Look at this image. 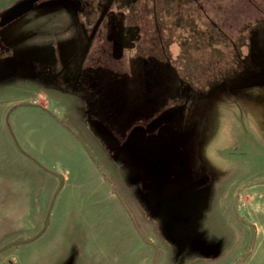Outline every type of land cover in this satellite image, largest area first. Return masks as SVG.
I'll use <instances>...</instances> for the list:
<instances>
[{
  "label": "rangeland",
  "instance_id": "obj_1",
  "mask_svg": "<svg viewBox=\"0 0 264 264\" xmlns=\"http://www.w3.org/2000/svg\"><path fill=\"white\" fill-rule=\"evenodd\" d=\"M20 1L0 0V20ZM97 2L87 15L80 1L44 0L0 29V118L13 103L34 101L66 123L103 168L104 181L157 241V264H264V26L247 40L250 28L264 22V0ZM221 78L235 82L205 90ZM153 80L159 89L140 88ZM171 84L178 86L174 95L189 90L201 95L188 119L180 102L162 105ZM147 93L163 97L151 103L154 112L175 109L170 113L175 119L181 121L184 113L183 121L195 123L191 166L206 193L194 231L177 218L180 208L175 219L155 213L108 139L107 106H114L122 122L120 101ZM18 120L39 126V149L46 137H54L44 159L72 169L71 199L101 183L74 139L42 125L40 115L23 113ZM31 129L23 131L28 135ZM11 167L4 178L24 175L21 167ZM24 220L1 218L8 239L0 244V264H67V246L7 247L33 234L37 223Z\"/></svg>",
  "mask_w": 264,
  "mask_h": 264
},
{
  "label": "crops",
  "instance_id": "obj_2",
  "mask_svg": "<svg viewBox=\"0 0 264 264\" xmlns=\"http://www.w3.org/2000/svg\"><path fill=\"white\" fill-rule=\"evenodd\" d=\"M17 104L8 107L6 118H0V228L4 230L0 244L7 243V228L1 224V218L8 216L21 223L27 222L24 219L37 223L31 236L21 237L14 243L47 251L55 246H67V264H157L161 253L159 247V254H155L157 241L142 230L134 212L116 194L115 187L104 181L103 168L92 160L82 139L53 111L34 101L22 105L24 107ZM23 113L42 116V125L56 128L76 141L75 147L87 167L96 172L101 181L85 190L90 194H84L80 199L70 198L72 169L62 164H46L44 154L48 155L50 140L54 137H46L43 148L39 149V126L34 122H18ZM30 126L32 129L27 135L23 129ZM11 165L21 167L24 175L4 178V174L13 173ZM5 179L14 185L6 184ZM97 192L103 194L95 195ZM143 196L157 215L165 217L160 206L153 205L146 194ZM198 220L197 217L182 223L194 231Z\"/></svg>",
  "mask_w": 264,
  "mask_h": 264
},
{
  "label": "trees",
  "instance_id": "obj_3",
  "mask_svg": "<svg viewBox=\"0 0 264 264\" xmlns=\"http://www.w3.org/2000/svg\"><path fill=\"white\" fill-rule=\"evenodd\" d=\"M77 1H80L83 12L87 15L88 10L96 9L98 3V0ZM90 16L87 20L88 23L92 21ZM263 26L264 22L253 25L250 28L247 40L252 41L258 29ZM252 54L255 53L252 52ZM244 65H242L243 68ZM227 81L235 82L234 80H223L221 78L217 84L206 86L205 90H212L219 83L218 88H220ZM183 84L186 87L188 86V84ZM143 85L140 87L141 89L145 88L151 91L153 88L159 89V84L154 80ZM185 86L182 85L180 88H185ZM169 87L171 92L169 93V90L166 92L168 95L162 105L168 104L172 99L177 103L180 102V107L183 105L187 107L188 113L185 112V119H188L186 118L188 114L190 115L188 109L201 99L200 93L197 96L196 93L189 90L188 93L180 95L176 93L174 95L178 86L176 85L175 88L171 84ZM185 90L187 89L185 88ZM118 93L123 94V89ZM204 93L206 94V92ZM147 94H144V96L135 95L132 100L128 98L120 101L119 105L123 110L122 122L116 119L117 110L114 109V106H107L109 114H105V117L109 125L107 132H110V136L107 135L108 139L110 143H113L115 153L121 155L130 167L134 181L145 189L147 199L153 205L160 206L166 219L176 218V208H180L177 213V218L180 216L183 220L180 222L190 221L197 217L200 219L203 196L206 192L204 184L199 183L191 166V143H193L196 134L195 123L183 121L184 113H181V121L175 119L173 115H170L175 109L166 112H169V114L159 110L154 112L151 109V103L156 106L158 102L161 103L163 97L160 96L158 100L154 95V99H152L153 94ZM113 100L116 101L115 95L112 96L111 101ZM155 114L159 117L155 118Z\"/></svg>",
  "mask_w": 264,
  "mask_h": 264
},
{
  "label": "water",
  "instance_id": "obj_4",
  "mask_svg": "<svg viewBox=\"0 0 264 264\" xmlns=\"http://www.w3.org/2000/svg\"><path fill=\"white\" fill-rule=\"evenodd\" d=\"M44 0H22L14 5L0 20V29L4 26L11 24L16 19H19L28 13H30L36 6L37 3ZM60 180H63L62 176H58ZM48 225V222L46 223ZM253 228H256L253 226ZM19 243V242H16ZM16 243L9 244L7 247L11 248L12 246L17 245ZM157 253V251H156Z\"/></svg>",
  "mask_w": 264,
  "mask_h": 264
}]
</instances>
